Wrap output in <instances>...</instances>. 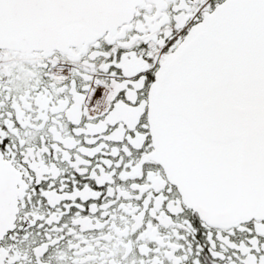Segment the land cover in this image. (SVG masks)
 Returning <instances> with one entry per match:
<instances>
[{"label": "snow or ice", "instance_id": "6c2138e0", "mask_svg": "<svg viewBox=\"0 0 264 264\" xmlns=\"http://www.w3.org/2000/svg\"><path fill=\"white\" fill-rule=\"evenodd\" d=\"M0 264H264V0H0Z\"/></svg>", "mask_w": 264, "mask_h": 264}]
</instances>
